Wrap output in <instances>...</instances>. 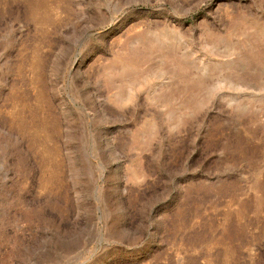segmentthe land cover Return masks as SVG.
Here are the masks:
<instances>
[{"label": "rangeland", "instance_id": "374dc122", "mask_svg": "<svg viewBox=\"0 0 264 264\" xmlns=\"http://www.w3.org/2000/svg\"><path fill=\"white\" fill-rule=\"evenodd\" d=\"M0 264H264V0H0Z\"/></svg>", "mask_w": 264, "mask_h": 264}]
</instances>
